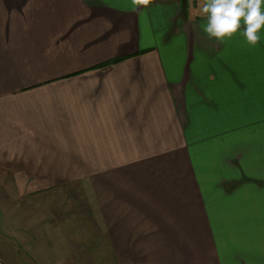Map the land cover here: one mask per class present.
Returning a JSON list of instances; mask_svg holds the SVG:
<instances>
[{"label": "crops", "instance_id": "0c3cea01", "mask_svg": "<svg viewBox=\"0 0 264 264\" xmlns=\"http://www.w3.org/2000/svg\"><path fill=\"white\" fill-rule=\"evenodd\" d=\"M201 3L0 0V264L75 252L76 189L116 264H264V32Z\"/></svg>", "mask_w": 264, "mask_h": 264}, {"label": "rangeland", "instance_id": "374dc122", "mask_svg": "<svg viewBox=\"0 0 264 264\" xmlns=\"http://www.w3.org/2000/svg\"><path fill=\"white\" fill-rule=\"evenodd\" d=\"M5 185H9L8 182ZM75 186L82 185L80 183H73ZM61 190V206L65 207L69 212V218H72L70 223L67 225V233L74 228V224L79 225L82 228V243L77 246V243H71L75 249L67 251L68 255L65 258L61 257V264H116L115 258L110 254L106 242L105 231L100 225V222H95L90 215L87 214L88 208L86 210V202L84 195L73 191H67L66 194H62ZM78 212V214H76ZM74 217H78L77 221L73 222ZM76 227V226H75ZM76 233L78 227H76ZM93 236L95 238H93ZM95 239V240H94ZM77 242V241H76ZM73 249L72 247H70ZM12 246L6 250L7 259L11 260V264H40V258L29 257L27 258L26 250ZM36 255L35 252L32 251ZM73 256H72V255ZM31 255L28 252V256ZM38 255H40L38 253ZM53 263V261H52ZM50 264V263H49Z\"/></svg>", "mask_w": 264, "mask_h": 264}, {"label": "clouds", "instance_id": "9594fccd", "mask_svg": "<svg viewBox=\"0 0 264 264\" xmlns=\"http://www.w3.org/2000/svg\"><path fill=\"white\" fill-rule=\"evenodd\" d=\"M151 2L132 0L134 7H148ZM199 12L206 18L203 31L220 43L242 34L255 47L264 32V0H202Z\"/></svg>", "mask_w": 264, "mask_h": 264}]
</instances>
